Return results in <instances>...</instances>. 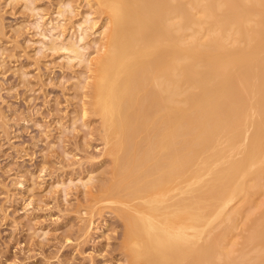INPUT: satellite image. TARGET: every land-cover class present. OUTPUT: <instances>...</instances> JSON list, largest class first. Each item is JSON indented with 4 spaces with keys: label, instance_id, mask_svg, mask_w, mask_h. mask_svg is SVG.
I'll list each match as a JSON object with an SVG mask.
<instances>
[{
    "label": "bare ground",
    "instance_id": "1",
    "mask_svg": "<svg viewBox=\"0 0 264 264\" xmlns=\"http://www.w3.org/2000/svg\"><path fill=\"white\" fill-rule=\"evenodd\" d=\"M101 2L95 105L130 264H264V210L253 249L229 239L236 201L264 192V0Z\"/></svg>",
    "mask_w": 264,
    "mask_h": 264
},
{
    "label": "rangeland",
    "instance_id": "2",
    "mask_svg": "<svg viewBox=\"0 0 264 264\" xmlns=\"http://www.w3.org/2000/svg\"><path fill=\"white\" fill-rule=\"evenodd\" d=\"M110 30L101 0H0V264H130L95 105ZM249 201L232 207V255L255 247L264 192Z\"/></svg>",
    "mask_w": 264,
    "mask_h": 264
}]
</instances>
